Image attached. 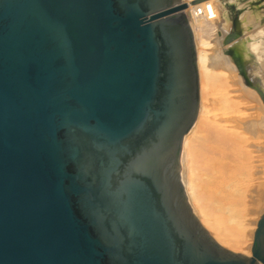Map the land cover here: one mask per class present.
Segmentation results:
<instances>
[{
    "label": "water",
    "instance_id": "water-1",
    "mask_svg": "<svg viewBox=\"0 0 264 264\" xmlns=\"http://www.w3.org/2000/svg\"><path fill=\"white\" fill-rule=\"evenodd\" d=\"M186 6L0 0V264H264V181L251 255L214 239L182 182L199 107Z\"/></svg>",
    "mask_w": 264,
    "mask_h": 264
},
{
    "label": "bare ground",
    "instance_id": "bare-ground-1",
    "mask_svg": "<svg viewBox=\"0 0 264 264\" xmlns=\"http://www.w3.org/2000/svg\"><path fill=\"white\" fill-rule=\"evenodd\" d=\"M183 1L187 3L186 10L189 13V21L193 28L195 38L199 31L206 28L207 24L203 22L204 18L212 19L215 23L219 22V25L216 24L220 43L218 53L216 52V61L221 64L227 63L230 65V57L226 53V48L223 43L225 37H227L226 32L232 28L236 21L235 18H238L240 0H223L220 8L216 4L219 0ZM262 3L258 4V2L253 3L252 0H249V2L245 0L243 4H245L246 10L241 16V26L245 30L248 29L250 24L259 26L260 28L257 33L255 32V36L260 40L252 42L251 47H249L250 49L245 47L246 45L243 46V51L247 59L252 58L251 60L245 61L248 70L255 78L261 80L264 87V2ZM199 8L204 9L205 12L200 14ZM233 15H236V17ZM243 37L245 36L243 35ZM200 43L198 44L197 42L199 107L194 126L189 129L183 139L180 157L182 169L181 178L194 213L214 239L233 252L250 255L253 235L256 230V221L261 215L259 201L264 174L260 173L262 170H260L261 167L259 165L254 164L255 170H251L252 167L250 166H253V163H247V165L252 164L249 166L252 172H249L248 166L245 165L246 162L244 163V161H247V158L244 159L242 157L241 159L243 161L238 156L235 149L236 140L240 139L237 135L239 133L238 130L237 132L235 130L238 128L234 127V129L232 125H228L227 122H222L223 120L220 118L222 121H218L216 118L210 119L208 116L209 111L206 94L207 86H210V84L208 83L207 85L206 82L205 72L208 67L205 66V48H203L208 42ZM221 67H224V65ZM248 95L253 96L255 99L257 98L255 92L252 90L251 94L248 92ZM260 110H263V116H261L263 119L264 109L262 108ZM262 119L258 120L257 123ZM228 121H231V119H228ZM245 121L243 120L244 124L246 123ZM255 124L256 122H254ZM261 139H264V137ZM241 140L243 141L244 138ZM258 146L257 148H259ZM228 150L232 151L229 157L225 154ZM252 157H250L251 161ZM254 158L259 163L261 162L258 159L260 157ZM244 165L245 170L243 169ZM261 165L264 167L263 164Z\"/></svg>",
    "mask_w": 264,
    "mask_h": 264
},
{
    "label": "rangeland",
    "instance_id": "rangeland-1",
    "mask_svg": "<svg viewBox=\"0 0 264 264\" xmlns=\"http://www.w3.org/2000/svg\"><path fill=\"white\" fill-rule=\"evenodd\" d=\"M181 1H183V0H181ZM222 1L223 0H219V2H216V4H218L219 8L222 6ZM252 1H253V3L258 2V4L264 2L263 0H252ZM239 2H240L239 3V11L240 12H239V15L237 16L238 18H235L236 21L234 22L232 28H230L226 32L227 37H225V41H224L223 45L226 48V53H227V48L229 46H236L241 57L243 58V60L245 62V61L251 60L252 58L247 59V57L245 56L244 51H243V46L246 45L245 47L249 48V47H251L252 42L260 40L255 36V32L257 33L260 28H259V26L257 27L255 25L250 24L248 26L249 30L248 29L245 30L243 28V26H241V22H242L241 16L245 12L246 6H244L245 4H243V3H245V0L244 1L240 0ZM248 2H249V0H248ZM240 5H242V6H240ZM186 8H187V6L184 8L183 11L189 20V13L187 12ZM233 16L236 17V15H233ZM203 22L207 24L206 28H204L202 31H199V33L196 35V38L194 35V38H195V44H196V52L198 49L197 42H198V44L200 42H208V44L203 46V48H205V66L208 67L207 71L205 72V76H206V80H207L206 82H207V85H208V83L210 84V86H207V94L208 95L206 94V97H207L206 101L208 103L207 107H208V111H209L208 116L210 117V119L216 118L218 121L223 120L222 122H227V124L232 125L233 128L234 127L238 128V129H235V128L234 129L236 130V132L238 130V132L241 133V134H239V133L237 134L238 137L240 138L239 140H241L242 138H244V140H246V141L241 140L242 142L239 141L238 139L236 140L235 149L237 151L238 156L240 157V159L242 157H244V159L247 158L246 159L247 161H244L243 159H241V160H243L244 163L246 162L245 165L248 166L249 172H252L251 170H253V171L255 170V167H254L255 165H259L261 167L260 170H262V171H260V173L264 174V173H262L264 171L263 170L264 167H262V165H261V164H263V166H264V142H262V141H264V139H261L264 136L263 135H257V132H256V127L260 123V121L258 123H257V121L262 119L261 116H263V112H262L263 110H260L262 108H261V106H259L257 98L255 99V98H253V96L248 95V92L251 94V90L254 92H255V90L237 87L236 72L234 71L232 66L228 65L227 63H225V64H227L225 66V64H221V63H218L216 61V54L218 53V48H219L218 46H220V43L218 40V31H217V27H216V24L219 25V22L215 23L214 20L212 21V19H208V18L207 19L204 18ZM243 35L245 37H243ZM253 38H254V40H253ZM200 45H201V43H200ZM215 62H217V63H215ZM217 64H219V65L217 66ZM223 65H224V67H221ZM230 67H231V69H229ZM245 93H247V94H245ZM199 99H200V96H199ZM224 115H225V117H224ZM221 117H223L225 119V121ZM227 117H229V118H227ZM219 118L222 120H220ZM234 118H236V119H234ZM228 119L229 120L231 119V121H228ZM248 119H250V120H248ZM251 119L254 122H256L255 125H254L253 121L251 122ZM243 120L244 121L246 120L245 124H244ZM235 123L238 125L237 127H236ZM249 124H251V125H249ZM250 126H252V127H250ZM257 146L259 148H257ZM238 150H240V151H238ZM242 153L244 156L241 155ZM225 154L227 157H229L232 154V151L228 150L227 152H225ZM249 154H252V155H249ZM257 155H260V156H257ZM249 156L250 157L253 156L252 161H251ZM254 157H257V158L260 157L258 159L261 160V162L259 163V161H257ZM248 160H250V161H248ZM254 161H256V162H254ZM247 163H253V166H250L252 164L247 165ZM245 165L243 167L244 170H245ZM249 166L252 167L253 169L251 168V170H250ZM181 170L182 169H181V163H180V173H181Z\"/></svg>",
    "mask_w": 264,
    "mask_h": 264
},
{
    "label": "built area",
    "instance_id": "built-area-1",
    "mask_svg": "<svg viewBox=\"0 0 264 264\" xmlns=\"http://www.w3.org/2000/svg\"><path fill=\"white\" fill-rule=\"evenodd\" d=\"M200 9L202 10V8H199V13H200V14H202V13L205 12L204 9H203L202 11H201Z\"/></svg>",
    "mask_w": 264,
    "mask_h": 264
}]
</instances>
